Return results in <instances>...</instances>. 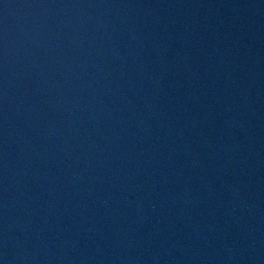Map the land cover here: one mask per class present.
<instances>
[{"label":"water","instance_id":"95a60500","mask_svg":"<svg viewBox=\"0 0 264 264\" xmlns=\"http://www.w3.org/2000/svg\"><path fill=\"white\" fill-rule=\"evenodd\" d=\"M0 264H264V0H0Z\"/></svg>","mask_w":264,"mask_h":264}]
</instances>
